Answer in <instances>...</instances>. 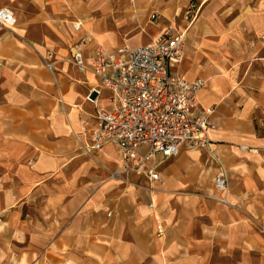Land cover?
Masks as SVG:
<instances>
[{
  "label": "crops",
  "instance_id": "obj_1",
  "mask_svg": "<svg viewBox=\"0 0 264 264\" xmlns=\"http://www.w3.org/2000/svg\"><path fill=\"white\" fill-rule=\"evenodd\" d=\"M190 1L137 0V19L150 7L163 18L156 25L152 14L128 45L120 43L129 16L107 3L104 19L73 21L68 47L56 51L44 46L43 29L54 26L43 0L14 8L16 25L0 30V264H264V0H207L184 30L183 60L172 71L205 82L198 102L211 110V153L182 148L159 167L161 182L127 175L154 189L139 190L154 212L136 200L134 184L112 176L113 145L86 152L111 94L88 100L100 80L68 61L75 46L89 57L98 45L109 51L147 44L166 27L182 32L177 20L184 23ZM220 170L234 174L226 197L237 206L198 205L196 190H209Z\"/></svg>",
  "mask_w": 264,
  "mask_h": 264
},
{
  "label": "built area",
  "instance_id": "obj_2",
  "mask_svg": "<svg viewBox=\"0 0 264 264\" xmlns=\"http://www.w3.org/2000/svg\"><path fill=\"white\" fill-rule=\"evenodd\" d=\"M206 1H190L185 19H195ZM16 22L10 8H0L1 27L13 28ZM185 42V32L166 27L147 44L121 45L109 51L98 45L89 57L83 55L81 42L75 46L68 61L100 80V85L89 91L88 100L94 102L101 89L111 94V107L96 111L86 152L113 145L119 154V169L113 172V177L126 180L127 175L136 173L150 182H161L159 167L177 156L182 148L211 153L212 142L207 133L211 110H201L198 102V93L205 82L188 80L172 71L183 60ZM52 56L48 53L44 58L49 69L53 65L49 61ZM87 130L83 124L81 134ZM142 149L144 152L139 155ZM213 184L221 193L217 199L228 204V178L222 170L215 174Z\"/></svg>",
  "mask_w": 264,
  "mask_h": 264
},
{
  "label": "rangeland",
  "instance_id": "obj_3",
  "mask_svg": "<svg viewBox=\"0 0 264 264\" xmlns=\"http://www.w3.org/2000/svg\"><path fill=\"white\" fill-rule=\"evenodd\" d=\"M137 0H43L42 3V11L45 15V17H48V19L51 20V23L53 24L54 28L52 26L50 27H46L43 29V40H44V46L48 47L49 49L52 50H58V49H62L64 47H68L67 46V36L71 33V29H68L69 27H71V24L73 23V21H84L85 19H90V20H101L105 18V10H106V4H111V7L108 9H111L110 12H114V13H124L123 11L127 12L128 16H129V20L130 23H125V27L123 30V40L120 44H127V41H125V39H129L135 35L138 34L139 32V36H141V31H143L144 28H146V26L150 25V18L152 14H157L158 17V22H156L155 24H161V19L163 18L160 10H158L156 7H150L145 16L141 17L140 19H137L136 15L134 11L135 8V3ZM151 2H153L154 4L159 3V4H165V2H167L168 0H149ZM243 1V0H241ZM142 3V1L139 2V4ZM27 4L31 5L29 0H15L14 2L11 3V5H5V7L10 8L13 12H14V8H18L20 9L21 7H25ZM242 4V3H240ZM186 5L181 13V17L183 18L182 20L183 22H180L177 20V23L179 25V27L184 30L193 22H195L198 17L200 16V14L193 20H191L190 17H188L187 21L185 19V15H186ZM239 10L243 9V7L237 8ZM185 19V20H184ZM165 23H168L167 21ZM116 23H114L113 21L109 22L108 27L109 28H114ZM49 26V25H48ZM0 30H4L3 27L0 26ZM68 33V34H67ZM69 40H74L73 39H69ZM152 38L149 39V41H151ZM132 46H136L137 42H132L131 43ZM131 45H129L130 47H132ZM228 191L232 185L233 182H235L234 180V174L229 173L228 174ZM127 184H134V188L137 192V196H136V200L140 203V205H146L145 207L147 209H151L152 212H154L157 208H155V206L152 204V206L148 207V205L150 204V202H148L147 198L144 197V195H142L141 193H139L143 187L145 189H152V191H154L153 188H151V186L149 184H145L144 182H141L140 180H137L136 178H130L129 180H127ZM126 184V185H127ZM213 182L210 181V185H209V190L206 191H200V189L196 190V192H200V195H197L198 198V205H202L203 202H205V204L208 202H216L219 203L220 201L217 199L218 196L216 194V190L214 189L213 186ZM142 187V189L140 188ZM140 190V191H139ZM172 208L175 211L179 210V203H175L174 201H172ZM230 207H236L237 205L235 203H228V204H224ZM261 232L264 234V228H260ZM161 230L157 231V234H160Z\"/></svg>",
  "mask_w": 264,
  "mask_h": 264
}]
</instances>
